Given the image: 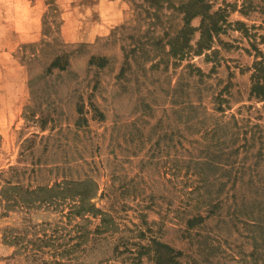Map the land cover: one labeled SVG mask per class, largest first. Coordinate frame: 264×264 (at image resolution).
Returning <instances> with one entry per match:
<instances>
[{"label":"rangeland","instance_id":"374dc122","mask_svg":"<svg viewBox=\"0 0 264 264\" xmlns=\"http://www.w3.org/2000/svg\"><path fill=\"white\" fill-rule=\"evenodd\" d=\"M206 1L203 42L191 0H0V264H254L264 0Z\"/></svg>","mask_w":264,"mask_h":264},{"label":"trees","instance_id":"16d2710c","mask_svg":"<svg viewBox=\"0 0 264 264\" xmlns=\"http://www.w3.org/2000/svg\"><path fill=\"white\" fill-rule=\"evenodd\" d=\"M192 6H195L194 13L193 14H203V23H202V41L204 42L207 38L210 39L212 36L213 31H218V29L222 26L219 24V21L217 20V15L221 13L220 11H212V3L206 0H191ZM191 10V9H190ZM223 13V12H222ZM203 47H205L203 45ZM259 91H257V95L264 98V84L259 83L258 85ZM84 183V182H81ZM61 186V185H60ZM59 186V187H60ZM60 189V188H59ZM62 189V188H61ZM66 190H64L65 192ZM27 192H34V191H28ZM79 203L73 205L75 210L78 213H84L86 210L92 211L94 215H102V224H99L96 226L95 231L97 232L96 235H100V233L106 231L107 223H110L109 216L105 211H103L101 208L94 206L85 207V198L86 193L80 196ZM201 218H204L203 215L198 214L193 216L192 218H189V227L194 226ZM82 226H79V228ZM260 231H258V234H253L252 239L254 241L253 251L250 254L252 258L254 259V264H264V222L260 221ZM80 230V229H79ZM87 233L83 231H78L75 235L79 238H82ZM42 237L41 235H34L33 237L29 238L26 243H23L22 245L25 246V249L30 251L29 254H31V257H36L39 255V252L44 248L43 245L50 244L51 237L54 236L52 233L48 237V235L44 234ZM87 236V235H86ZM57 237V236H55ZM96 237V236H95ZM21 238L19 235L15 236L14 241L12 243L14 244H20ZM11 243V244H12ZM25 244V245H24ZM31 246H30V245ZM80 245V243H73L70 245L69 250L72 248H75L76 246ZM21 246V245H20ZM37 246V247H35ZM38 248V249H36ZM150 256H152V259L156 264H182L181 256L184 254V251L181 249H176L172 245L162 242L160 240H155L153 243H150L149 245H143V248L141 251H147ZM141 251L139 253H141ZM108 258L107 260H109ZM196 260V259H195ZM209 261V260H208ZM207 261V262H208ZM44 262V261H43ZM70 260L62 259V258H56L51 263L52 264H69ZM115 264V263H112ZM136 264H142L141 257H138L136 260Z\"/></svg>","mask_w":264,"mask_h":264}]
</instances>
